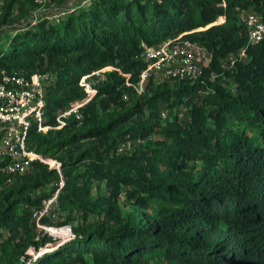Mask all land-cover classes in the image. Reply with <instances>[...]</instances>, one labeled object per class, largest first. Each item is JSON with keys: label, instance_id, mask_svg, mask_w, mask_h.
Instances as JSON below:
<instances>
[{"label": "trees", "instance_id": "trees-1", "mask_svg": "<svg viewBox=\"0 0 264 264\" xmlns=\"http://www.w3.org/2000/svg\"><path fill=\"white\" fill-rule=\"evenodd\" d=\"M27 1L5 0L0 26L30 14ZM246 10L264 17V0H91L0 44V68L54 77L53 129L33 128L28 146L58 164L0 175V264H264V40L249 44ZM177 38L199 43L210 64L139 94L142 54ZM104 69L89 99L79 81ZM79 104L82 120L56 128ZM62 177L55 217L39 221L59 240L34 210Z\"/></svg>", "mask_w": 264, "mask_h": 264}, {"label": "built area", "instance_id": "built-area-1", "mask_svg": "<svg viewBox=\"0 0 264 264\" xmlns=\"http://www.w3.org/2000/svg\"><path fill=\"white\" fill-rule=\"evenodd\" d=\"M4 2L0 0V18L4 13ZM34 4L42 9L52 0H33ZM72 9L70 12H74ZM249 44L255 45L264 40V17L253 11H243ZM33 25L35 22H32ZM244 58V54H239ZM147 64L141 72L136 85L139 94L144 92L146 83L153 80L163 83L172 80L198 79L203 69L211 62V56L199 43L177 38L147 48L142 54ZM237 56L231 54L224 63L225 67H232ZM109 69L93 72L81 77L79 85L84 89L89 99L96 94V86L105 80V72ZM54 80L50 73L37 72L27 76L18 70L0 68V175L9 178L31 173L34 163L46 162L58 166L54 161H48L36 151L29 149L28 138L31 130L37 128L38 133H47L53 127L45 124L46 91ZM82 104L73 106L59 114L56 128L66 125V120L74 115L78 121L82 120ZM163 117L166 113L162 114ZM130 145H123L121 151L129 150ZM60 172V170H59ZM62 177L60 188L44 201L41 210H34V217L39 228L48 230L50 227L39 225L42 217H55L58 209V198L64 186ZM58 230V229H55Z\"/></svg>", "mask_w": 264, "mask_h": 264}, {"label": "rangeland", "instance_id": "rangeland-1", "mask_svg": "<svg viewBox=\"0 0 264 264\" xmlns=\"http://www.w3.org/2000/svg\"><path fill=\"white\" fill-rule=\"evenodd\" d=\"M33 2V1H32ZM31 0L27 1L24 5V9L30 11V14L27 13L26 17L22 19L20 22L15 23L14 25H4L0 26V44H4L6 38L13 34L16 28L26 27L28 25L32 26L33 23L35 24L48 21L51 23H58L63 20L68 14L69 11L75 9L79 11L83 8H87L91 3V0H52L51 3L46 5L44 8L39 9L38 7H34V3ZM14 12L17 14L19 12V7L16 5ZM5 48L7 46H4ZM180 114L182 115L183 119L187 118L186 111L184 107L179 109ZM164 113V112H163ZM166 113V112H165ZM167 116V115H166ZM166 116L164 118H166ZM50 229H56L51 227ZM61 230V229H60ZM46 231V230H45ZM62 231V230H61ZM69 232L66 236L72 235V229L69 226L67 229ZM48 234L54 239H62L64 236H54L48 232Z\"/></svg>", "mask_w": 264, "mask_h": 264}, {"label": "bare ground", "instance_id": "bare-ground-1", "mask_svg": "<svg viewBox=\"0 0 264 264\" xmlns=\"http://www.w3.org/2000/svg\"><path fill=\"white\" fill-rule=\"evenodd\" d=\"M48 232L54 236H60V234H61V232L59 230H55V229H49Z\"/></svg>", "mask_w": 264, "mask_h": 264}]
</instances>
